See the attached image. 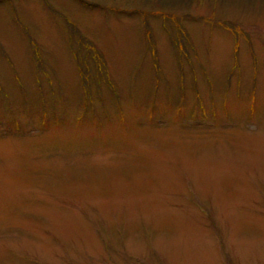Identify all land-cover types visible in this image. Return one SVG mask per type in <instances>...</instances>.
I'll list each match as a JSON object with an SVG mask.
<instances>
[{
	"label": "rangeland",
	"instance_id": "1",
	"mask_svg": "<svg viewBox=\"0 0 264 264\" xmlns=\"http://www.w3.org/2000/svg\"><path fill=\"white\" fill-rule=\"evenodd\" d=\"M0 264H264V0H0Z\"/></svg>",
	"mask_w": 264,
	"mask_h": 264
}]
</instances>
